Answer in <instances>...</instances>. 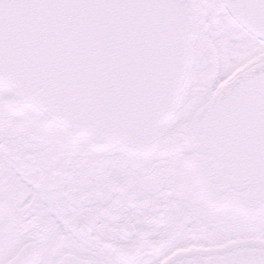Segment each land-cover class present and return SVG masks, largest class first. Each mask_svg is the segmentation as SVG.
<instances>
[{"label":"snow or ice","instance_id":"1","mask_svg":"<svg viewBox=\"0 0 264 264\" xmlns=\"http://www.w3.org/2000/svg\"><path fill=\"white\" fill-rule=\"evenodd\" d=\"M0 264H264V0H0Z\"/></svg>","mask_w":264,"mask_h":264}]
</instances>
